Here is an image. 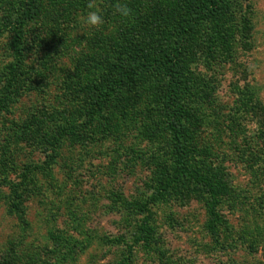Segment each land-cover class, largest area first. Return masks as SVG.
Listing matches in <instances>:
<instances>
[{
    "label": "rangeland",
    "instance_id": "1",
    "mask_svg": "<svg viewBox=\"0 0 264 264\" xmlns=\"http://www.w3.org/2000/svg\"><path fill=\"white\" fill-rule=\"evenodd\" d=\"M25 1L0 0V264H264V0H224L179 49L186 168L227 189L213 229L162 97L88 116L109 67L176 45L195 0H99V29L88 0H41L16 53Z\"/></svg>",
    "mask_w": 264,
    "mask_h": 264
},
{
    "label": "trees",
    "instance_id": "2",
    "mask_svg": "<svg viewBox=\"0 0 264 264\" xmlns=\"http://www.w3.org/2000/svg\"><path fill=\"white\" fill-rule=\"evenodd\" d=\"M41 0H26L24 2V10L21 15L9 22V31L14 33V47L15 52L18 53V48L22 41L23 27L33 20L38 13V5ZM224 0H195L194 7L190 14L178 23L177 29L169 34L172 41L177 42L174 46L164 47L160 43L159 46H154L151 38H148V44L144 50L134 57L129 54L124 56L125 63L119 60L118 65H112L109 74L106 77H101L100 82L95 90L96 96L93 99V104L88 112L90 118L102 112L103 108L108 102L116 100L124 107L125 104L133 103L142 99L141 93L148 94V97L160 96L162 97V107L169 113V121L167 130L172 135V141L175 148L176 158L175 164L179 168L180 173L187 172L186 168V155L182 150L180 140L184 136L182 122L188 118L189 114L179 103L182 98V75L177 67V58L180 54V46L188 33L200 22L209 20L218 15ZM164 34V33H163ZM159 43V42H155ZM168 43V42H167ZM161 44L163 46H161ZM162 47L163 49H160ZM11 65L13 71L7 74L10 83L11 78L15 76L16 68ZM11 81V82H10ZM141 91V93H140ZM192 174L196 184L204 183L209 193V200L206 202L207 214L211 217L208 227L211 229L217 224L218 214L217 207L222 195L227 192L223 183L214 180L213 176L209 174L198 176L195 173L188 171ZM199 174V173H198ZM148 204L145 203L144 206ZM18 208V209H17ZM15 213H20L19 207L14 208ZM149 216H145L141 223L142 232H150L148 225ZM213 231V230H211ZM146 235H149L146 233Z\"/></svg>",
    "mask_w": 264,
    "mask_h": 264
},
{
    "label": "clouds",
    "instance_id": "3",
    "mask_svg": "<svg viewBox=\"0 0 264 264\" xmlns=\"http://www.w3.org/2000/svg\"><path fill=\"white\" fill-rule=\"evenodd\" d=\"M87 9L88 12L86 16L82 18L83 23L94 29H99L100 27H102L105 21L99 0H88ZM115 14L128 21H132L135 17L134 10L129 7L127 2L116 3ZM255 126L258 128V125Z\"/></svg>",
    "mask_w": 264,
    "mask_h": 264
}]
</instances>
